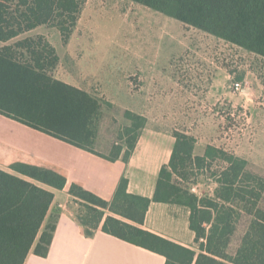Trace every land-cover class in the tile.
I'll return each mask as SVG.
<instances>
[{
	"label": "trees",
	"instance_id": "trees-1",
	"mask_svg": "<svg viewBox=\"0 0 264 264\" xmlns=\"http://www.w3.org/2000/svg\"><path fill=\"white\" fill-rule=\"evenodd\" d=\"M129 1L264 59V0ZM87 2L0 0V41L9 42L47 26L58 30L67 45ZM59 65L57 49L43 35L0 49V114L96 153L103 102L56 79ZM124 115L131 125L124 128L107 158L119 160L125 146L122 159L127 163L146 119L130 111ZM174 135L172 158L160 171L153 200L128 193L126 177L110 202L81 185L71 186L70 194L86 209L78 215L86 234L92 236L103 223V232L165 257V264H264V177L253 172L247 160L214 146H209L204 156H195L197 139L180 131ZM217 160L225 166L212 174L217 185L214 192L203 197L192 193L189 183L196 175L193 172L211 167ZM12 168L56 190H63L67 184V178L53 169L28 164ZM54 198L53 191L0 169V264H25L32 251L43 258L48 256L56 219L45 224ZM153 201L190 210V229L196 235L193 248L140 227ZM244 220L247 224L238 247L231 252Z\"/></svg>",
	"mask_w": 264,
	"mask_h": 264
},
{
	"label": "crops",
	"instance_id": "crops-1",
	"mask_svg": "<svg viewBox=\"0 0 264 264\" xmlns=\"http://www.w3.org/2000/svg\"><path fill=\"white\" fill-rule=\"evenodd\" d=\"M120 2H130L135 6L142 20L146 17L151 19L155 25H160L161 22H168V19L176 20L179 22L182 31H184L183 36L190 34L198 38L199 43L211 45L207 47L210 50L205 48L206 50H202L201 52L184 53L181 59L211 61V64L206 65V70L213 75V89L205 96L209 102L213 100H227L233 105L240 103L239 99H236V97L229 93L227 87L231 75H227L229 72L225 70L224 65L220 64L218 60H221L220 57L223 54L222 50L224 46L231 50L247 51L213 34L129 0H88L79 20L77 30H80L86 14L99 16L104 10L112 11L117 8L116 6ZM44 27L46 28L47 26L37 28L9 42L0 41V49L8 45H13L30 36L43 35L57 49L60 57V65L56 71V79L90 93L104 102L105 105H115L116 102L114 100L107 99L108 96L105 95L106 89L102 85H100V89L94 87V79L84 78L82 80L83 83H71L65 80L62 56L60 53V47L63 45L61 34L55 41L51 40L47 33L40 31ZM57 32L59 34V31ZM73 41L74 34L68 44L71 45ZM213 45H217L220 49L217 47L214 49ZM250 54L255 56V59L253 58L254 62L256 58L264 62L262 57L253 53ZM136 56L135 72L142 81L141 88L136 94L139 105L137 106L138 109L136 112L129 108H126V111L144 117L146 124L141 131L135 149L127 163L122 159L126 151L125 146L119 160L110 161L107 158L113 146L117 144V141L116 132L112 133L113 135H107L104 130L105 105L103 107V117L99 127V133L94 146L96 153L100 155L78 148L68 142L0 114V169L36 183L53 191L55 194L45 224L47 225L53 219H56V229L49 254L43 258L37 256L32 251L25 264H165V257L103 232V223L98 230L93 232L92 236H88L86 229L78 219L80 202L70 194L71 186L78 184L87 191L110 202L115 196L121 179L126 177L129 180L128 193L147 197L152 200L154 198L160 171L164 166L170 164L176 138L174 131L164 126L163 119L161 120L157 117V121L152 122L144 112V107H154L156 101L160 100L159 95L154 97L144 95L145 92L152 93L158 88L156 86L158 80L155 79L158 76L157 65L155 67L153 59H149L143 54ZM76 66V68H79L78 64ZM78 73L83 77H93L98 74L91 69H79ZM225 74L226 77L224 76ZM246 79L249 84L246 91V101L249 108L253 106L256 110L255 114L251 113L250 122L254 128L253 138L257 142L256 144L254 142L253 154L251 156L243 155L239 157L247 160L250 166L252 164L260 170H264V143L259 144V142L264 141V69L249 66ZM93 89L100 91L101 94H94ZM206 98L202 100L205 101ZM168 102L171 104V102H175V99L169 97ZM172 116L170 115L169 119ZM186 118L190 119L191 115H187ZM127 120L131 125V121L129 119ZM185 133L190 134L188 131ZM196 139L195 156H204L208 147L212 145L204 144V139ZM122 145H125L124 141ZM15 164H28L56 170L67 178V184L63 190L47 187L16 172L12 168ZM109 214L111 213H107L106 215ZM116 217L127 221L119 216ZM189 219L190 210L187 207L153 201L146 214L145 223L140 227L182 246L193 248L195 246L196 235L190 229Z\"/></svg>",
	"mask_w": 264,
	"mask_h": 264
},
{
	"label": "rangeland",
	"instance_id": "rangeland-1",
	"mask_svg": "<svg viewBox=\"0 0 264 264\" xmlns=\"http://www.w3.org/2000/svg\"><path fill=\"white\" fill-rule=\"evenodd\" d=\"M116 7L112 11L104 10L99 16L86 14L80 30L76 28L73 43L60 47L65 80L83 83L84 78H92L95 81L94 87L100 89L102 85L106 89L107 99L116 102L115 105L109 104L111 106L103 102L106 110L103 120L106 134L116 132L118 142L124 128L130 125L124 115L126 108L134 112L138 109L136 94L142 81L136 75L135 63L136 55L143 54L153 59L155 67L157 65L158 76L155 79L158 80V88L152 93H144L149 97L159 95L160 100L156 101L154 107H144L145 114L152 122L157 121L158 117L172 131H188L198 140L204 139V144L236 156H251L255 139L250 116L256 110L253 106L249 108L246 101L249 86L246 78L249 66L264 69L263 60L256 58L254 62L255 56L250 53L224 46L218 62L229 72L227 75H231L227 88L240 103L233 105L227 100L209 102L205 96L213 89V75L206 70V65L211 64V61L183 60L181 57L184 53L201 52L211 45L199 43V39L190 34L183 36L184 31L176 20L167 18L172 22L155 25L146 17L142 20L130 2H120ZM40 31L47 33L54 41L60 37V33L54 28L44 27ZM216 47L217 45H213L214 49ZM77 64L79 68H76ZM79 69H91L98 74L83 77L79 75ZM236 82H243V92L234 91ZM94 89V94H101ZM169 97L175 99V102H171L172 105L168 102ZM205 98V101L202 100ZM170 115H173L171 119ZM187 115H191V118L187 119ZM263 143L264 141L259 142L260 145ZM220 166L225 164L217 160L211 167L195 170L193 173L196 175L191 176L192 182L189 183L191 191L196 187V191L192 193L199 197L212 194L217 187L212 174L219 171ZM250 169L264 177V170L252 164ZM79 206V214L84 213V206ZM246 224L247 221L244 220L233 241L231 252L237 249Z\"/></svg>",
	"mask_w": 264,
	"mask_h": 264
},
{
	"label": "built area",
	"instance_id": "built-area-1",
	"mask_svg": "<svg viewBox=\"0 0 264 264\" xmlns=\"http://www.w3.org/2000/svg\"><path fill=\"white\" fill-rule=\"evenodd\" d=\"M233 88H234V91L236 93H241L245 89L243 82H236V83H234ZM192 191L195 192L196 191V187H193L192 188Z\"/></svg>",
	"mask_w": 264,
	"mask_h": 264
}]
</instances>
